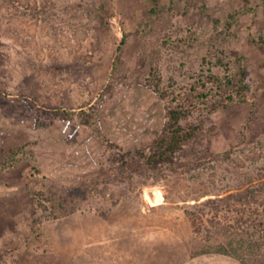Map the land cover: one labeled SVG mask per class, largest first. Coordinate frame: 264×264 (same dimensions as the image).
I'll list each match as a JSON object with an SVG mask.
<instances>
[{"label":"rangeland","instance_id":"rangeland-1","mask_svg":"<svg viewBox=\"0 0 264 264\" xmlns=\"http://www.w3.org/2000/svg\"><path fill=\"white\" fill-rule=\"evenodd\" d=\"M101 1L0 0V264H242L189 213L264 181V0ZM174 100L197 135L154 164Z\"/></svg>","mask_w":264,"mask_h":264},{"label":"trees","instance_id":"trees-1","mask_svg":"<svg viewBox=\"0 0 264 264\" xmlns=\"http://www.w3.org/2000/svg\"><path fill=\"white\" fill-rule=\"evenodd\" d=\"M112 2L102 0L100 3L99 19L105 24L109 23ZM157 7L153 14L159 12ZM212 77L223 106L237 100L245 101L249 85L243 78L237 88L231 76H226V80ZM185 106L174 100L169 107L164 127L151 145L152 163L170 161L196 137L197 130L184 125L191 113ZM55 112L60 114L66 110ZM260 180L256 177L242 180L234 192L227 190L229 194L225 196L207 199L198 211L189 213L194 235L193 257L220 254L234 256L242 264H264V181Z\"/></svg>","mask_w":264,"mask_h":264}]
</instances>
